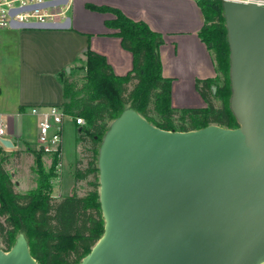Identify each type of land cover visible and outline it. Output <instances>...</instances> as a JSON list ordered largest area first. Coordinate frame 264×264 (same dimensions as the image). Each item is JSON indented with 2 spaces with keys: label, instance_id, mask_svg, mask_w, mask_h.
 <instances>
[{
  "label": "water",
  "instance_id": "1",
  "mask_svg": "<svg viewBox=\"0 0 264 264\" xmlns=\"http://www.w3.org/2000/svg\"><path fill=\"white\" fill-rule=\"evenodd\" d=\"M262 2L223 0L238 127L166 130L131 108L110 123L98 153L104 232L78 264H264ZM0 264L38 263L19 234Z\"/></svg>",
  "mask_w": 264,
  "mask_h": 264
},
{
  "label": "trees",
  "instance_id": "2",
  "mask_svg": "<svg viewBox=\"0 0 264 264\" xmlns=\"http://www.w3.org/2000/svg\"><path fill=\"white\" fill-rule=\"evenodd\" d=\"M203 15L198 36L212 55L216 75L196 78L194 87L204 101L200 107L172 105V78L162 74L160 47L163 35L146 22L133 20L119 8L86 3L93 11L111 13L106 27L116 29L121 46L132 54V68L126 74L113 72L106 57L87 47L85 73L81 82L60 73L62 106L85 121L78 126L86 163L74 171V183L86 181L88 191L78 195L76 186L68 196L53 197L52 179L57 177L60 159L52 156L45 168L42 153L36 151L32 170L35 187L25 193L14 190L6 168L10 156L19 151L0 149V244L9 250L22 234L38 264H78L104 232L99 201L98 153L110 123L131 108L149 123L166 130L188 131L214 124L236 128L239 123L231 109L230 49L223 13V0H197ZM212 86L216 87L213 92ZM218 101V102H217ZM78 164L82 161L78 160Z\"/></svg>",
  "mask_w": 264,
  "mask_h": 264
},
{
  "label": "crops",
  "instance_id": "3",
  "mask_svg": "<svg viewBox=\"0 0 264 264\" xmlns=\"http://www.w3.org/2000/svg\"><path fill=\"white\" fill-rule=\"evenodd\" d=\"M86 3L119 8L131 19L142 20L160 32L164 39L160 47L162 74L172 78V105L204 106L195 90V79L214 77L216 72L212 55L198 36L203 15L196 0H68L67 28H0V64L16 66L11 104L1 102L0 85V113L12 138L25 139L20 123L19 129H14L15 121L21 122L17 117L31 114L33 107L62 104L60 73L67 72L66 68H85L88 46L106 57L115 74L131 70V52L121 46L117 30L104 24L113 15L90 10Z\"/></svg>",
  "mask_w": 264,
  "mask_h": 264
},
{
  "label": "rangeland",
  "instance_id": "4",
  "mask_svg": "<svg viewBox=\"0 0 264 264\" xmlns=\"http://www.w3.org/2000/svg\"><path fill=\"white\" fill-rule=\"evenodd\" d=\"M197 1V0H196ZM66 70V69H65ZM85 73V68H72L64 75H69L71 78L81 82L82 76ZM16 66L13 63H9L7 66L0 64V85L3 89V98L1 102L9 105L13 101L15 94L16 85ZM63 76H61L62 78ZM216 91V90H215ZM218 102V101H217ZM205 105V104H204ZM64 120V133H63V143H62V160H61V171L58 172V176L52 179V193L53 197L68 196L72 193V187L76 186V193L78 195H83L88 191V186L86 181H80L74 183L73 175L75 168L77 166H83L86 163L84 148H88L82 145L79 140V134L76 130V125L74 123L73 114L69 113ZM15 121L14 129H19V123L25 132V139L14 140L18 143V147L13 151H19V155L10 156V161L6 165L7 170L11 175L12 182L14 184V190L20 193H25L28 190L35 187V180L37 175L33 172L32 166L34 161V154L37 151V126L40 121V115L28 114L17 117ZM51 155L42 154V160L45 168H49L51 164ZM81 160L82 163L78 164L77 161ZM0 248L2 245L0 244Z\"/></svg>",
  "mask_w": 264,
  "mask_h": 264
},
{
  "label": "built area",
  "instance_id": "5",
  "mask_svg": "<svg viewBox=\"0 0 264 264\" xmlns=\"http://www.w3.org/2000/svg\"><path fill=\"white\" fill-rule=\"evenodd\" d=\"M50 1L58 0H0V28L11 27L12 22H62L66 18L67 2L38 6ZM30 112L40 115L37 126V150L42 154L57 156L60 161L56 165V172H60L64 119L70 115L61 104L45 108L33 107ZM74 122L77 126L85 123L84 119L78 116L74 118ZM3 140H10L13 146H5ZM17 147L18 143L7 132V121L0 113V149L9 152Z\"/></svg>",
  "mask_w": 264,
  "mask_h": 264
},
{
  "label": "bare ground",
  "instance_id": "6",
  "mask_svg": "<svg viewBox=\"0 0 264 264\" xmlns=\"http://www.w3.org/2000/svg\"><path fill=\"white\" fill-rule=\"evenodd\" d=\"M262 3H264V2H262Z\"/></svg>",
  "mask_w": 264,
  "mask_h": 264
}]
</instances>
